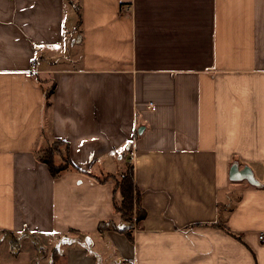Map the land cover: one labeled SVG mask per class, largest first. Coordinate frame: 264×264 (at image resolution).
<instances>
[{"label": "crops", "instance_id": "obj_1", "mask_svg": "<svg viewBox=\"0 0 264 264\" xmlns=\"http://www.w3.org/2000/svg\"><path fill=\"white\" fill-rule=\"evenodd\" d=\"M130 162L133 239L98 228ZM262 231L264 0H0V264H264Z\"/></svg>", "mask_w": 264, "mask_h": 264}, {"label": "trees", "instance_id": "obj_2", "mask_svg": "<svg viewBox=\"0 0 264 264\" xmlns=\"http://www.w3.org/2000/svg\"><path fill=\"white\" fill-rule=\"evenodd\" d=\"M37 156L47 164L49 172L53 177H58L71 167L81 170L70 157L68 141L60 137H56L41 150L37 151ZM113 177L116 178L114 175H106L102 178L99 177V180L105 181ZM116 186L120 191L121 199L117 201L115 198L114 206L129 225L120 227L111 220H102L99 222L98 228L100 231L118 230L124 232L130 239H133L134 218L140 221L146 216V209L141 204V191L138 189L134 179L133 163H128L119 180L116 179Z\"/></svg>", "mask_w": 264, "mask_h": 264}, {"label": "built area", "instance_id": "obj_3", "mask_svg": "<svg viewBox=\"0 0 264 264\" xmlns=\"http://www.w3.org/2000/svg\"><path fill=\"white\" fill-rule=\"evenodd\" d=\"M36 64H37V62L35 61V60H33V62H32V68H31V71H33V72H36L37 70H36ZM130 155H131V159H133V157L135 156V152L132 150V151H130ZM136 219L134 218V221H135ZM259 237H260V239H264V231H262L260 234H259Z\"/></svg>", "mask_w": 264, "mask_h": 264}, {"label": "water", "instance_id": "obj_4", "mask_svg": "<svg viewBox=\"0 0 264 264\" xmlns=\"http://www.w3.org/2000/svg\"><path fill=\"white\" fill-rule=\"evenodd\" d=\"M146 128V124L145 123H141L139 126H138V133L139 134H142L144 132ZM131 144V143H130ZM129 147V146H128ZM233 171H235V169H232ZM250 181L254 184H257V181L250 175Z\"/></svg>", "mask_w": 264, "mask_h": 264}, {"label": "rangeland", "instance_id": "obj_5", "mask_svg": "<svg viewBox=\"0 0 264 264\" xmlns=\"http://www.w3.org/2000/svg\"><path fill=\"white\" fill-rule=\"evenodd\" d=\"M45 146H46V145H45ZM45 146H44V147H45Z\"/></svg>", "mask_w": 264, "mask_h": 264}]
</instances>
